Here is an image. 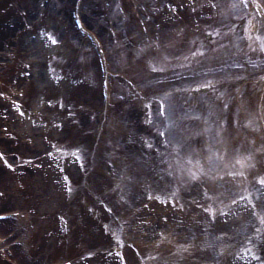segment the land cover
<instances>
[{
    "label": "rangeland",
    "instance_id": "374dc122",
    "mask_svg": "<svg viewBox=\"0 0 264 264\" xmlns=\"http://www.w3.org/2000/svg\"><path fill=\"white\" fill-rule=\"evenodd\" d=\"M133 1L0 0V32L18 16L23 18V11L29 17L28 24L24 25H21V22L25 19L17 18L19 33L14 31L13 25L12 32L9 33L12 39L15 37L18 40L16 47L20 48V53L16 55V66L6 65L0 59L1 69H4L5 75L8 74L4 77L5 81L8 79V87L4 86L0 92V102H6L7 107L4 109L10 111H7L9 117L14 106L10 98H6V91L11 89L17 76L23 81L27 77L21 76L30 74L28 78L37 80V83L34 82L36 86L33 83L27 87L31 102L35 103L38 99L43 87H40V84L46 83V119H51V125L45 127L46 144L43 146L49 145L50 142L49 146H52L55 139L66 144V153L61 158L52 148L46 150L48 146L40 151L37 158L40 159V156L46 154L53 162L66 166L73 158L72 150L76 147V150H79L78 155L95 151L97 156H102V160L93 161V165L81 167L78 164L74 172V165L71 169L68 167L67 173L72 182L69 183L72 186L70 191L64 186L55 194L45 193V196L42 194L38 199H34L29 193H24L25 189L31 187V183H26L27 188L16 185L14 191L17 190L18 196L21 192L22 198L29 204L26 207L31 211V218L27 222L32 225L41 224L43 227L38 235H28L29 242L19 243L14 249L17 253L11 248L17 242L11 240L6 246L4 242L10 238L9 234L3 237L0 240V264H144L136 253V246L132 245L137 239L133 235L135 228L140 229L139 234H144L147 229L153 230L151 232H154L156 240L160 235L159 238L163 242L175 239L193 245L195 252L189 258H181L183 264H264V232L255 233L253 238L254 233L251 230L256 226L255 220L259 219V210L264 213V183L260 179L264 177V151H260L259 155L256 152L253 154L254 149L259 148L256 137H264V114L256 112L254 115L253 111L256 110L257 99L264 90V85L259 79L262 72L264 73V57L255 55L254 52L246 54L244 49L242 50V41L237 39L231 49L232 56L229 51L221 49L223 41H218L222 40L220 36L223 32V21L229 18H246L251 8L243 5L240 0H181V3H191L187 12L191 21L181 25L189 34L182 31L178 34H168L166 30L169 36L161 37L152 32L155 27L161 28L156 12L165 10V4L172 6L175 0H137L134 4ZM234 2H237V6ZM261 2L264 3L263 0ZM137 4H140L139 8ZM75 9L85 17L88 28L104 37V53L107 50L106 58L111 64V73L114 74L110 85L113 89L110 107L105 108L102 101L104 80L99 68L100 63L98 64L100 53L97 54L96 45L91 38L77 29L72 16ZM167 9L166 11L170 10L168 6ZM100 10L101 13H98ZM154 15L156 18H153ZM202 18L210 20V25L213 26L203 24ZM215 19L218 21H214ZM31 21H37V24L30 25ZM227 23L228 27L234 25L231 20ZM47 26L51 32L47 30ZM206 32H211L213 38H207ZM25 34L28 36L26 41ZM149 34L153 39L147 36ZM3 43L0 42V48L6 45ZM55 47L59 50L54 51ZM176 49L178 52L184 51L177 55ZM194 49H198V56H192L194 59L186 63L188 55L193 54ZM42 53H46L45 61L41 57ZM83 61L86 64H83ZM208 61L223 66L213 68ZM229 65L230 67H227ZM184 72L189 78L188 83L186 79L182 80V85L191 90L205 82L206 85L219 86L222 83L224 86L220 87V92L214 97L206 92L204 97L201 94L202 99L199 98L197 105L189 104V108L185 109L182 104L185 102L181 100L180 105L173 104L169 93L175 86L172 78L180 79ZM12 78L14 79L10 82ZM213 88L219 89H211ZM29 102L28 107L34 111ZM219 104L222 110L220 120L216 119V113H213L216 108L220 109ZM207 109L210 119H207L206 123L199 122L202 127L193 126L194 131L198 128L201 142L197 140L198 137L188 139L187 134L182 135L183 132L181 135L175 133L177 130L174 129H179L182 119L190 115L204 114ZM175 110L183 118L176 120L173 116ZM35 112L42 114L43 111ZM39 114L35 115L36 120L30 118L35 127L36 122L42 121ZM26 115L29 114H25V121L20 119V115L16 117L15 122L9 119L10 127L27 123ZM59 121L61 123H58ZM219 121L223 122V138L226 130L229 133L232 131L233 142L231 141V147L227 146L226 150H222V146L217 144L219 139L215 132L217 133ZM8 133V139L12 140L11 132ZM261 142L264 143V139ZM182 143L190 147L194 143L199 145L202 154L196 156L198 159L206 157L205 161L207 166L212 168V172L218 169L222 158H225L227 163L232 161L229 158L231 154L233 161L245 157L249 164L253 158L258 159L254 165L251 182H246L244 186H219V179L226 178L225 176L235 178L232 175H236L242 178L244 175H238L237 172L227 175L225 171L218 177L211 174L212 177L203 178L194 171L188 172L190 169L186 164L196 163L198 159L194 157V151L189 156L192 149L186 150ZM251 154L253 158L250 157ZM171 159L174 160L173 164L176 162L177 165L183 163L187 166H184L185 170L177 175L179 179L176 180L173 175L177 173L171 172L172 169L166 165ZM18 163L34 164L33 160L22 157ZM182 168L179 167L180 170ZM125 171L131 177L129 181L135 180L138 184L124 183L121 185L124 190L120 191V188H115L114 180H118L120 172ZM5 172L14 177L13 172ZM83 173H87V180L84 179ZM18 176L16 174V179ZM33 176L34 174L31 175ZM22 178L25 179L23 175ZM22 178L19 180L22 181ZM144 183H154L159 189L166 191L175 187L177 192L172 194L175 201L169 203L157 199L158 201L149 203L152 201L148 202L146 199ZM44 188L46 192L53 190L48 182ZM73 191L74 194L70 193ZM142 191L143 195L140 196ZM118 195L122 196L124 204ZM228 195L233 197L232 202L227 203L223 209L216 207L214 210L213 205ZM16 198L19 201L17 196ZM45 201L46 208L42 204ZM5 206L6 203L0 210ZM179 209L182 210L181 214ZM40 210L42 213L39 214ZM64 212H69L70 216L66 218L69 220L67 224H70L67 227L71 231L64 229L67 225L61 216ZM127 212H130V216L123 227L120 219L125 218ZM15 220H19L18 217ZM106 223H109L112 229L109 230ZM261 224L264 228V217ZM138 225L141 227H136ZM159 228L170 230L160 234ZM118 234L124 238L120 250L117 249L119 243L115 236ZM65 238L69 242H66ZM235 239L243 240L240 247L231 246ZM231 249L235 254L228 258L227 254ZM174 254L177 258L176 252ZM159 261L158 264L166 263ZM167 263L172 264V261Z\"/></svg>",
    "mask_w": 264,
    "mask_h": 264
},
{
    "label": "bare ground",
    "instance_id": "6f19581e",
    "mask_svg": "<svg viewBox=\"0 0 264 264\" xmlns=\"http://www.w3.org/2000/svg\"><path fill=\"white\" fill-rule=\"evenodd\" d=\"M242 1L246 2V0H242ZM188 2L189 1H186L185 3H181V0H175L174 3L171 4L172 6H170V4H165L166 5L165 10H160V12H158V13L156 12V17L160 18L159 24L161 25L160 26L161 28L158 29L157 27H155L152 32L159 34L161 37H164L165 35H166L165 37H168L169 36L168 34L170 32L171 33L174 32L173 34H178L182 31V32H185V34H189V31H187L186 29L181 27V25L183 26L184 24L190 23V21H191L190 16L188 17V15H190V14L187 15L188 7L191 5V3H188ZM132 3L133 4L137 3V0H134ZM234 3H235L234 5L237 6V2H234ZM250 4H251L252 8H251L250 12L248 13L249 16H247L246 18H229V20L225 21L226 20L225 19L223 21L224 22V25L222 26L223 32L221 33L222 36H220V38H222V40L218 39V41H219V43H222V41H223V43L220 46L221 49L223 48L222 50L229 51V53L232 56H233V54H232L231 49L234 48L233 44H235L234 41L237 39V41H239V42L242 41V43H243L242 45H244V46H242V50L244 49V52L246 54H250V53L254 52V54L258 53V55H261V57H264V3H260L259 0H252V2ZM136 6H138V8H139L140 4H137ZM167 6L170 8L169 11H166V10H168ZM74 11L76 12V10H74ZM98 13H101V10ZM189 13H191V12L189 11ZM80 15H81V17L78 16L76 20L79 21V23H81L82 28L85 27L89 31L87 24H86L87 22L85 20V17L82 14H80ZM72 16L74 17V14H72ZM11 17H9V18H11ZM22 17L23 18H21L19 16L17 17L19 19H25V21L21 22V25L28 24L27 18H29V17L25 11H23ZM144 17L147 18V16L145 14H144ZM156 17H155V15L153 16V18H156ZM17 18L15 19V21H10V23L7 26L5 25L6 27L0 32V42H4L3 44H6V45H4L5 49L0 48V55L3 53V56H1L0 59L2 61H4L5 62L4 64H6V65L9 64L12 66H16V64H15L17 61L16 55L18 53H20V50H19L20 48L16 47V46H18V45H16L18 40L15 37L12 39L9 35V33L12 32V25L14 27V31H17L19 33L20 26L18 24ZM102 18H104V17H102ZM203 19H205V18H202L203 24L213 26V25H210L211 24L210 20H208L207 18L205 20H203ZM84 20H85V22H84ZM230 20L233 21V23H234V25L232 27H228L227 22ZM214 21L217 22L218 20L215 19ZM32 23L33 22L31 21L30 25ZM39 23H41L42 26H44V24L41 21H39ZM246 23H248V25ZM34 24H37V21H34L33 25ZM90 29L92 30V31L91 30L90 31L94 33V34L91 33V35H93L94 40H95L97 54L100 53V55H98V61H99L98 64L100 63L99 64L100 72H101L102 78L107 80L105 86L108 89V87L111 85L112 78H113L114 74L111 73V64H110L109 60L106 58L107 57V55H106L107 50L104 53L106 43L104 42V37H102L101 34H98L92 28H90ZM47 30L49 32H51V29L48 26H47ZM166 30H168V34L165 32ZM20 34L22 35V30L20 31ZM30 34L31 33L29 32V35ZM205 35L207 38H213L211 32H206ZM24 36H25V41H26L28 36H26V34ZM147 36H149L151 39H153L152 36H150V34ZM190 37H191V29H190ZM192 38H193V36H192ZM193 41H194V38H193ZM198 42H196V44ZM104 43H105V45H104ZM2 49L4 51H1ZM58 50L59 49L56 48V50H54V51H58ZM183 51L178 52L176 49V54L181 55V53H183ZM196 52L198 53V49H196ZM223 53L226 54V52H223ZM10 54H13V55H10ZM193 55L198 56V54H193ZM41 57H42V59H44V58L46 59V53H42ZM188 57L191 58L192 55H188ZM189 58H188V60L190 61ZM45 59L43 61H45ZM82 63L86 64L85 61H83ZM208 63H210L212 66H214L213 68L223 66V65L216 64V63L212 64L209 61H208ZM0 64H1V62H0ZM2 64H3V62H2ZM227 67H230V65ZM1 68L2 67H0V92L3 91L4 86L8 87V79H6V81H5V78H4L8 74L5 75L6 73L3 72L4 69L2 70ZM261 72L262 71H260V73ZM258 74H259V72H258ZM263 74L264 73L262 72V76L259 79H261L260 81L264 85ZM28 75H30V74H27V75L24 74L23 76H21V77H27V78H24L23 81H21L22 79L20 78V76L19 77L17 76L16 78L14 77L15 79L14 78L10 79V82L14 79V81L12 82L13 86L11 87L10 90L8 89L6 91V95H5V96H7L6 98H10V100L14 106L13 111H12V115L10 117L8 115V113H10V111H8L7 109L6 110L4 109V107H7V105H5L6 102H4V104L2 102H0L2 104V105H0V107H2V113L0 114V153H3L2 155H0V162L3 163L2 165L0 164V207L1 206L4 207V203H6V206L7 205L10 206V207L5 206V208L0 210V214H2V216H3L2 218H0V240L3 237L8 236V234H9L8 237H10V238H7L9 241L6 239V241L4 243L7 246V245H9L11 240H15V242H17L16 245H13L11 247L15 253H17V251L14 249H16L19 246V243H21V242L27 243V241L29 242L30 239L28 238V235H30V237L38 235L40 232V229L43 227L41 224H33L32 225V224H29V222H27L28 219L31 218V211L28 207H26L29 204H28V202L25 201V199L22 198L23 196H22L21 192H20V195L18 196L17 190L14 191L15 187H17L16 185H19L21 187H26V183L27 184L31 183V187L27 188L28 187L27 186L26 187L27 189L24 190V193H26V194L29 193L30 195H32V197L34 199H38L40 197V195H42V194L45 196V193H51V195L55 194L56 191L61 190L62 187H64V186H65V188H67L68 191H70V190H72V186L69 185V183L72 184V182L70 181L67 170H68V167L71 169V167H73V165H74V167L72 169V171L74 172V170H76V167L78 165L77 160L79 161L78 158H71L70 159L71 161L68 162V164L66 165L67 167H66L65 165H63L59 162H56V161L53 162L52 159L50 157H48V155H46V154L43 156H40L41 157L40 159L37 158L38 157L37 155L40 154V151L47 146L49 148L46 150H51V148H52L53 152H55V154H57L61 158V156H63L64 153H66V144L55 139L56 141L54 140L55 142L52 146H49V145H51V142L49 143V145L47 144V145L43 146V144H46V128L45 127L48 128V126H46V125H49V124L51 125V122H50L51 119L49 117H48V119H46V90H45L46 89L45 88L46 83L42 82L40 84L41 85L40 87L43 86L44 88L43 87L41 88L42 90L40 91L39 97H37L38 99L36 98L37 100L35 101V103H34V101L31 102L32 98L28 97L29 92H28L27 87L30 84H33L34 82L37 83V80L35 81L34 79L28 78ZM186 77H187V75L184 72L182 78H180V79L176 78L174 81V83L176 84L175 85L176 88H174V89H176L177 94L174 97L173 102H177L179 105H180L179 102L181 100L185 101V105H186V103H189V102L191 105H197L199 102V98L202 99V95L204 97L205 91H207L206 94H208V95H212V93L217 94L220 92V87L224 86V85H222V83H220L219 86L214 85V84H209V85L207 84L206 85L205 84L206 82H205V83H202L200 86L199 85L195 86L194 88H192V90L190 89L191 90L190 94H186L189 91L188 90L189 88H186V86L182 85V80H184V79H186V83H188L189 77H187V78ZM36 83H34L35 84L34 86L37 85ZM211 86L217 87L219 89H216V88L211 89L212 88ZM228 94L230 95V93H228ZM124 95H127V94H124ZM190 95L192 97L189 101L188 96L190 97ZM124 97L127 98V96H124ZM28 101H30L29 103L33 105V107L36 111L42 110L43 111L42 114L36 113L35 110L34 111L31 110V108L28 107ZM256 103H257L256 104V110L255 109L253 110L254 115L256 114V112L264 114V90L262 91V94L259 95V98L257 99ZM182 104L184 105V103H182ZM105 108H106V106H105ZM7 111H8V113H7ZM25 114H29V115H26L27 116L26 119H28V120H26V121H28L27 123L26 122L20 123L16 127L15 126L10 127V124H11L10 120L15 122L14 120H16V117L19 115H20L19 116L20 119L24 120ZM37 114H39L40 119L42 117V121L36 122L37 123L36 127L38 125H40L39 128H36L34 126V124L32 123V121L30 120V118H32L33 120L34 119L36 120L37 118L35 117V115L38 116ZM47 115H49V113H47ZM50 115H51V113H50ZM254 117H256V116H254ZM74 118L72 120H74ZM58 123H61V122L59 121ZM20 125H22V126L20 127ZM9 131L11 132L10 134H11L12 140L8 139V137H9L8 132ZM223 132H224V130H222V133ZM51 133L52 132H50V134ZM224 134H225L224 142L225 141H227L229 143H231V141L233 142L232 131L229 133L226 130ZM262 139H264L263 136L258 135L256 137V141L258 142L257 144L259 145V148H262V147L264 148V143L261 142ZM43 140H45L44 143H42ZM237 140H239V139H237ZM26 141H28V142H26ZM205 142H206V140H205ZM221 144H224V143L222 142ZM72 153H74V155H75V149L72 150ZM21 157L33 160L34 164L32 165L30 163H18L19 158H21ZM85 157L87 158L86 160L88 161L85 164V166L86 165L87 166L93 165L94 164L93 161H96V160L101 161L102 160V156H97L95 154V151L87 152V155ZM49 159H51V161H47ZM4 167L7 169H4ZM81 167H83V166H81ZM173 167H174V165H173ZM7 170H9L10 172H13L14 177L10 174H9L10 176L7 175L8 172H5ZM217 170H218V172H220L219 169H217ZM46 173H48L47 176H46ZM215 173H217V172H215ZM16 174L19 175L17 179H16ZM33 174H34V176L31 177V175H33ZM83 174L85 176L84 179H86L87 173H83ZM22 175L25 179L22 178ZM119 176H120L119 179L118 180L115 179L114 183H115V188H120L121 189L120 191H122V189L124 190V188L121 185H124V183L129 184V179L131 177L129 176L128 173H126V171L120 172ZM19 178H22V181H20ZM46 182H48V185L51 186L53 188V190H49L48 192H46V190L44 188V186H46ZM228 183L231 184L232 182L230 181V182H226L224 184H228ZM6 185H8V187H6ZM150 191L153 192L152 197H151V195H149ZM73 192H75V191H73ZM247 192H249V191H247ZM70 193H72V192H70ZM139 195L142 196L143 191H142V193L140 192ZM146 195H147V199L149 201L153 200V199L155 201H157V198L163 197L164 194H163V191L161 189L156 188L155 184H153L150 186V188H148ZM16 196L18 197L19 201L17 200ZM118 196H121V195H118ZM51 198L52 197H50V199ZM120 199H121L122 203L124 204L125 202H124V199L122 198V196L120 197ZM51 202H54V201H51ZM152 203H153V201H152ZM42 204L46 208V201L43 202ZM51 205H52V203H51ZM21 206L25 207L26 209L24 210ZM122 208L124 209V206H122ZM40 212H41V210L38 211L39 214H40ZM179 212L181 214L182 210L179 209ZM24 214L27 216L26 218H25ZM68 215H69V212H64L61 215L63 218V222L65 224L69 223L68 222L69 220L66 218ZM16 217H18L19 220H15ZM120 222L123 224V227H124L125 220L120 219ZM64 223H63V225H64ZM69 225L70 224H67L66 226H64V229L65 230L67 229V231H69L70 230L68 228ZM107 225H109V223H107ZM107 227L110 230V226H107ZM136 227L140 228L141 226L138 225ZM122 230H123V228H122ZM139 230L140 229L135 228L133 231V235L136 236L137 239L135 241H133L132 245H134V247L136 246V248H137L136 253L138 256H140L139 259L144 264H152L155 260H157L158 259L157 257L159 255L160 251L171 250L170 246L172 244L170 242H168L167 244L164 243L165 245H161V246L159 245L158 241L155 239V237L153 235L154 232H151L153 230L147 229V232H145L144 234L143 233L139 234ZM166 230H170V229H166ZM166 230H162V232L164 231L165 233H167L168 231H166ZM3 232H6V233L3 234ZM115 236L118 238L117 243H119V244H117V247H118L117 249L122 248V245L124 243L123 242L124 241L123 236L121 234H118ZM172 241L175 243L177 242V240H175V239H173ZM66 242H69V241L66 239ZM187 243L184 244L183 248H186L187 252L191 253V255H193V253L195 252V247L193 245L187 244ZM167 246H168V248H166ZM179 252L182 255L185 254L181 250H179ZM231 252H232V249L227 254L228 258H231L235 254V252H232V253ZM19 256H21V255H19ZM22 259H23V256H22ZM59 262H61V260H59ZM126 264H129V263L127 262ZM165 264H168V263H165ZM172 264H183V263L175 260V261H172Z\"/></svg>",
    "mask_w": 264,
    "mask_h": 264
},
{
    "label": "snow or ice",
    "instance_id": "6c2138e0",
    "mask_svg": "<svg viewBox=\"0 0 264 264\" xmlns=\"http://www.w3.org/2000/svg\"><path fill=\"white\" fill-rule=\"evenodd\" d=\"M50 35H51V34H50ZM77 151H79V150L77 149ZM2 154H3V153H0V155H2ZM260 179H261V182L264 183V177H261ZM0 215H2V214H0Z\"/></svg>",
    "mask_w": 264,
    "mask_h": 264
}]
</instances>
